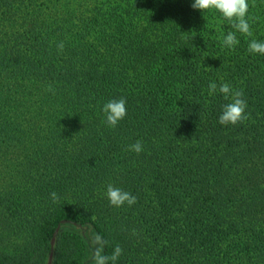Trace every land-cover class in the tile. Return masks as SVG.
<instances>
[{"label": "trees", "instance_id": "1", "mask_svg": "<svg viewBox=\"0 0 264 264\" xmlns=\"http://www.w3.org/2000/svg\"><path fill=\"white\" fill-rule=\"evenodd\" d=\"M193 2L0 0V264H46L56 227L50 264H82L88 236L115 264H264V0L251 36ZM222 83L247 102L236 125Z\"/></svg>", "mask_w": 264, "mask_h": 264}, {"label": "clouds", "instance_id": "2", "mask_svg": "<svg viewBox=\"0 0 264 264\" xmlns=\"http://www.w3.org/2000/svg\"><path fill=\"white\" fill-rule=\"evenodd\" d=\"M191 7L193 9L200 10L202 13L204 11L214 9L221 13L223 18L231 22L232 28L236 29L241 34L247 36L252 35L250 25L246 19L249 7L248 0H194ZM238 43L239 41L237 40L234 32L229 31L223 38L224 47L234 48ZM57 47L62 51L64 47L63 42H60ZM248 51L249 53L264 55V42L256 40L250 41ZM217 87L216 83H210L208 85V94L212 95L215 93L217 91ZM51 90V86H49V91ZM219 92L224 95L226 100L231 98V102L223 106L222 113L218 118V122L221 125H236L248 118L245 111L247 108V102L242 98V91L233 92L229 84L222 83L219 85ZM102 111L105 115V123L109 127L114 128L127 114L126 100L123 98L110 100L103 105ZM129 150L135 151L139 154L143 150L142 143L137 141L133 145L129 146ZM105 195L111 206L120 207L125 203H127L128 206H131L136 203V197L133 194L118 187H114L112 184L107 185ZM50 198L53 202L58 200V196L55 192L50 194ZM122 251V248L117 245L113 254L109 257L102 254V250H97L91 256V264H108L109 260L112 261V264H115V261L122 254Z\"/></svg>", "mask_w": 264, "mask_h": 264}, {"label": "rangeland", "instance_id": "3", "mask_svg": "<svg viewBox=\"0 0 264 264\" xmlns=\"http://www.w3.org/2000/svg\"><path fill=\"white\" fill-rule=\"evenodd\" d=\"M99 250L98 244L92 236H88V242L84 250L83 263L82 264H91L92 254Z\"/></svg>", "mask_w": 264, "mask_h": 264}, {"label": "water", "instance_id": "4", "mask_svg": "<svg viewBox=\"0 0 264 264\" xmlns=\"http://www.w3.org/2000/svg\"><path fill=\"white\" fill-rule=\"evenodd\" d=\"M57 230H58V227H56V229L53 232V236L50 239V251H49V254H48V258H47V263L46 264H50V262H51V258H52V246H53L54 237H55V235L57 233Z\"/></svg>", "mask_w": 264, "mask_h": 264}]
</instances>
